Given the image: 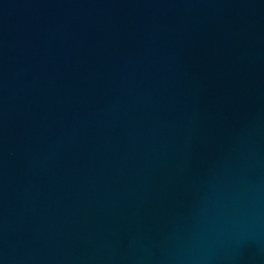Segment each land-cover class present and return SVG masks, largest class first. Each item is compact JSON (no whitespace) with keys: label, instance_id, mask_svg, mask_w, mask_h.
I'll return each instance as SVG.
<instances>
[{"label":"water","instance_id":"1","mask_svg":"<svg viewBox=\"0 0 264 264\" xmlns=\"http://www.w3.org/2000/svg\"><path fill=\"white\" fill-rule=\"evenodd\" d=\"M0 264H264V0H0Z\"/></svg>","mask_w":264,"mask_h":264}]
</instances>
